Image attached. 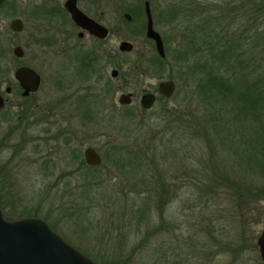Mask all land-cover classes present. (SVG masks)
Wrapping results in <instances>:
<instances>
[{"label": "rangeland", "instance_id": "1", "mask_svg": "<svg viewBox=\"0 0 264 264\" xmlns=\"http://www.w3.org/2000/svg\"><path fill=\"white\" fill-rule=\"evenodd\" d=\"M63 1L45 5L56 9ZM143 2L80 0L78 6L96 17L108 34L99 44L87 38L79 48L69 50V42L61 43L64 27L59 33L57 23L33 17L38 1L4 0L0 61L10 68L12 50L20 46L24 52L21 62L37 69L41 78L37 128H29L27 135L14 131L6 141L8 149L0 151L5 210L44 221L65 242L97 262L262 264L255 240L264 225V196L258 192L248 204L244 195L232 189L240 184L232 177L237 171L235 157L224 155L210 132L206 120L213 110H201L196 91L200 75L189 77L193 60L182 64L173 59L180 29L176 21L167 22L166 12L182 6V1L148 0L153 28L163 42L166 58L162 63L144 37ZM230 2L233 10L223 12L220 25L228 36H236L251 17L239 9L241 0ZM14 19L23 24L20 33L8 28ZM250 28L249 35L259 29L260 47L252 53L260 63L254 74L262 77L264 26L259 22L247 25ZM122 41L131 44L129 53L118 51ZM240 44L245 51L248 40ZM94 46L98 51L95 73L107 80L110 70L117 67L122 74L117 81L110 79L111 87L94 83L90 72L83 81L73 64L76 51L89 52ZM108 52L116 57L114 67ZM166 79L175 83L166 102L157 101L143 110L136 94L129 106L118 105L122 92L156 86ZM15 111L6 107L8 119L0 131H12ZM208 132L211 137L207 138ZM247 132L245 128V138ZM87 147L98 153L99 166L85 165L82 152ZM116 152L123 157H113ZM113 158L120 164L112 163ZM211 158L219 172H230L234 185L225 186L219 178L211 180Z\"/></svg>", "mask_w": 264, "mask_h": 264}, {"label": "trees", "instance_id": "2", "mask_svg": "<svg viewBox=\"0 0 264 264\" xmlns=\"http://www.w3.org/2000/svg\"><path fill=\"white\" fill-rule=\"evenodd\" d=\"M181 1L182 6L166 12L167 22L176 21L180 29L173 59L182 64L193 60L189 77L196 73L200 75L196 91L200 96L201 110L208 113L213 110L211 117L208 116L206 120L210 124V132L216 135V144L221 152L235 157L233 161L237 171L232 177L240 184L232 189L244 195L250 204L258 192L264 196V75L261 77L258 73L254 74L260 67L252 53L260 47L259 29L255 28L256 33L250 36L252 27L247 29V25L253 26L261 22L264 26V0H241L239 9L248 12V18L251 19L236 36L234 33L228 36L227 30L220 25L224 15L233 10L231 0ZM217 1L219 3L215 4ZM245 39L248 40V46L243 51L240 42ZM165 58L158 60L162 63ZM261 61L264 62V58ZM198 119L195 118V121L198 122ZM245 128L248 130V138L244 135ZM210 134L208 132L206 137H211ZM209 145L208 143V147ZM123 151L127 152V149ZM119 152L112 154L113 157L117 154L123 157V153ZM114 159L111 160L112 163L120 164ZM212 160L208 161L211 167L208 172L216 175L212 173L211 180L219 178L225 186L234 185L229 180L230 172H219L217 164H214L215 160ZM256 176L258 181H262L261 188L257 186L258 181H253ZM0 209L7 216L28 217L7 213L1 192ZM86 256L89 257L88 254ZM89 258L97 262L94 258ZM98 262L104 260L100 259ZM111 262L122 264L113 259Z\"/></svg>", "mask_w": 264, "mask_h": 264}, {"label": "water", "instance_id": "3", "mask_svg": "<svg viewBox=\"0 0 264 264\" xmlns=\"http://www.w3.org/2000/svg\"><path fill=\"white\" fill-rule=\"evenodd\" d=\"M75 0H66L64 8L72 21L88 31L98 39L107 36V29L91 19L87 18L77 10ZM3 0H0V6ZM143 14L145 17L144 37L153 42L156 55L163 59L164 49L159 34L153 29L152 18L147 0L143 2ZM123 18L129 22L127 14ZM8 28L13 33L21 30V22L18 19L12 20ZM132 46L129 42L122 41L118 45V51L130 52ZM14 57H21L22 50L17 46L12 50ZM115 72H112L114 76ZM15 79L23 89V95L35 91L38 83V76L26 67H20L14 72ZM174 91L172 81L160 82L157 86V93L163 97H170ZM120 105L130 104V95L121 94L118 97ZM154 103L152 94H143L139 99V106L148 109ZM85 165L94 167L101 162L99 155L91 147L83 150ZM255 244L258 257L264 264V225L258 234ZM0 264H112L107 262H94L74 247L65 242L57 233L52 231L47 224L32 217H11L3 214L0 209Z\"/></svg>", "mask_w": 264, "mask_h": 264}, {"label": "flooded vegetation", "instance_id": "4", "mask_svg": "<svg viewBox=\"0 0 264 264\" xmlns=\"http://www.w3.org/2000/svg\"><path fill=\"white\" fill-rule=\"evenodd\" d=\"M34 1H38L39 4L36 5L34 10H33L34 11L33 17H36L40 20L45 19L47 21H52L53 23H57L55 27H56V31L59 33H61L63 31L60 28L64 27L63 29H65V30L63 31L62 34L65 37V41L62 40L61 43L67 44L69 42L70 45L67 44V45H69L68 46L69 50L74 49V48H79L80 47L79 44L81 43V40H84L87 38L90 41H92L94 44H99L101 41H103L105 39V38L104 39H98V38L90 35L88 33V31H86V30L82 29L81 27H79L78 25H76L72 21L68 12L64 8V3L66 0H64L62 5L56 9H54L53 7H47L45 5L47 2L49 3V2H52L53 0H34ZM79 1L80 0H75V2H74L77 10L80 11L87 18L91 19L93 22L103 26L96 17L88 15L84 9L82 10L78 6ZM3 2H4V0H3ZM148 4H149V2H148ZM57 12L58 13L62 12L63 15L61 13L58 15ZM64 20H66V23H64L65 22ZM63 23H64V26H63ZM152 26H153V22H152ZM22 28H23V24L21 22L20 32L22 31ZM20 32H18V33H20ZM107 34H108V29H107ZM159 36H160V34H159ZM160 38H161V36H160ZM148 41H150V40H148ZM150 42L153 45V42L152 41H150ZM162 44H163V42H162ZM15 47H17V46H15ZM18 47L22 50V56L21 57H14L13 63L10 64V68L7 66V62H3L2 60L0 61V64H1L0 65V128L3 127L4 123L6 124L7 119H8L6 116V113L4 112L6 107H8V105H9L11 109L16 108V110H17V111H15L14 114H12V115H14L15 120H16V124L14 126L15 129L13 127H11L12 131H8L7 128H3V130L0 131V151L1 150L4 151L6 148L8 149L9 144H6V141L9 139L8 137L10 135H12V133L14 131H17L19 129V130H22L23 134L25 132V134L27 135L28 131L30 130L29 128H31L33 131V129L37 128L38 123H39L38 118H37V114H38V111H37V109H38V107H37V104H38L37 94L39 92V88L41 85L40 74H39L37 69H34L33 67L31 68L29 65L21 62L23 59L24 52L20 46H18ZM96 48L97 47L94 46L93 50L91 49L92 52L91 51L87 52V49H83L81 51H76L75 57L73 59V64L76 65L75 66L76 70H78V72L80 73V76L82 77L81 79L83 81L88 80V78H87L88 76H86V75L88 72H90L89 76H91V78H92L91 80H93L94 83H96L97 85L101 84L100 86H105V87L110 86L111 87L112 86L111 80L117 81V79H120L119 75L122 76V74L119 73L117 67H115L116 69H114V68L111 69L109 72V77L111 80L110 79L104 80L103 77L100 74H98V72L95 73V70H96L95 65H96L97 60H98V57H97L98 51ZM153 48H154V45H153ZM163 49H164V47H163ZM154 52H155V50H154ZM108 53H109L108 54L109 55L108 56L109 61L111 60L109 63L112 64V67H114L116 57L113 54H111L110 52H108ZM123 53H129V52H123ZM89 55H91V56L89 57ZM164 58H165V56H164ZM163 59H161V60H163ZM20 67H26V68L30 69L31 71H33L38 76V79H39L35 91L29 92L26 95H23V89L21 88L19 82L14 77V72ZM11 68L13 71L10 73ZM112 72H115L114 76H112ZM163 81H172L173 82V80H171V79H166ZM163 81H160V82H163ZM160 82H158L156 84V86H150V87L148 86V88H142V89L140 88L139 90H135V88H134V89H131L133 92H122L121 94H129L130 95V104L132 103V100L136 94H138V96H139L138 104H139V99L143 94H152L154 96V103L151 105V107H152L157 101L166 102L173 95V93H172V95L168 98L159 95L157 93V86ZM173 85H174V89H175V83L174 82H173ZM117 88H118V86H117ZM10 96H12L14 98L10 99L9 98ZM117 100H118V98H117ZM117 103H118V101H117ZM118 105H120V104L118 103ZM129 105H127V106H129ZM121 106L125 107L126 105H121ZM150 108H148V109H150ZM148 109H143V110H148ZM30 138H31V140H33L34 138L36 139V137H34V136H31ZM23 139H24V137L20 136L19 140H21V143H22ZM14 146L16 147V145H14ZM82 157H83V152H82ZM3 165L4 164H0V172L4 171V169H2L4 167ZM94 167H97V166H94Z\"/></svg>", "mask_w": 264, "mask_h": 264}]
</instances>
